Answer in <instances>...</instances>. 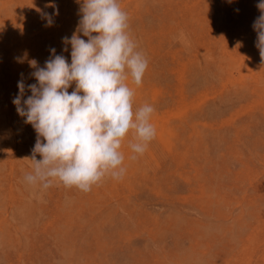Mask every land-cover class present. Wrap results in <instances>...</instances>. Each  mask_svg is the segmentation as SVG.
Masks as SVG:
<instances>
[{
  "label": "rangeland",
  "instance_id": "1",
  "mask_svg": "<svg viewBox=\"0 0 264 264\" xmlns=\"http://www.w3.org/2000/svg\"><path fill=\"white\" fill-rule=\"evenodd\" d=\"M118 2L148 60L133 108H155L156 136L131 160L129 133L126 174L85 193L24 182L37 133L12 103L21 73L36 83L16 57L70 63L80 3L0 0V264H264L260 0Z\"/></svg>",
  "mask_w": 264,
  "mask_h": 264
},
{
  "label": "clouds",
  "instance_id": "2",
  "mask_svg": "<svg viewBox=\"0 0 264 264\" xmlns=\"http://www.w3.org/2000/svg\"><path fill=\"white\" fill-rule=\"evenodd\" d=\"M77 3L80 19L76 29L71 37H62V52L71 48L70 63L54 47L42 67L28 58L27 51L16 57L18 63L27 62L34 69L30 76L36 83L27 84L21 73L12 103L37 133L31 158H26L31 171L25 173L24 182L43 189L58 182L87 193L106 177L120 180L126 174L122 147L129 133V159L146 152L156 136L151 122L155 108L148 103L133 108L135 93L127 81L141 86L148 60L137 50L128 14L118 0ZM256 6L261 14L253 29L264 62V0ZM58 15L57 7L52 14L43 12L46 26H52ZM26 92L31 93L27 98ZM36 154L42 159L37 160Z\"/></svg>",
  "mask_w": 264,
  "mask_h": 264
},
{
  "label": "bare ground",
  "instance_id": "3",
  "mask_svg": "<svg viewBox=\"0 0 264 264\" xmlns=\"http://www.w3.org/2000/svg\"><path fill=\"white\" fill-rule=\"evenodd\" d=\"M186 1V0H185ZM185 3V2H184Z\"/></svg>",
  "mask_w": 264,
  "mask_h": 264
}]
</instances>
